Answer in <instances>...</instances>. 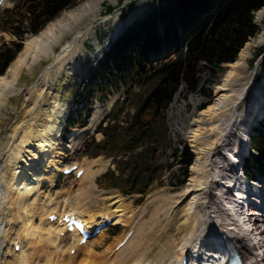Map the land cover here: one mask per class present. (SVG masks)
Here are the masks:
<instances>
[{"label": "bare ground", "instance_id": "bare-ground-1", "mask_svg": "<svg viewBox=\"0 0 264 264\" xmlns=\"http://www.w3.org/2000/svg\"><path fill=\"white\" fill-rule=\"evenodd\" d=\"M104 1L113 0H86L49 22L25 41L18 57L8 66L5 75L0 76V117L9 97L23 92L19 114L9 131L0 135V264H181L183 256L190 259L195 253L212 254L209 248L219 246L218 241L223 245L217 247V254H212L214 257L228 253L233 246L245 264H264V200L252 199L249 205L261 212L244 210L248 193L264 198V181L248 183L243 180L241 170L253 117L264 114V108L261 109L256 100L264 84L257 85L255 75L244 82L247 59L253 47L251 41L241 48L233 62L223 64L224 72L213 89L214 101L199 109L196 116L189 117L182 107H177L179 92L173 97L169 111L171 130L174 135L186 136L194 154L189 175L176 196H154L156 207L152 212L146 214L145 207L133 217L135 220H130L119 214L129 209L125 198L118 192H106L107 197L98 199L96 196L92 201L97 213H89L87 209L91 204L84 207V203L94 194L96 178L108 165L100 159L93 161L92 164H99L94 171L90 166L76 163L83 174L77 181L78 196L72 204L59 208V201L41 194L40 185L46 182L52 185L60 177L58 162L49 158L51 154H58L67 113L65 105L51 95L48 80L80 51L81 41L91 30L86 25L96 18ZM263 16L262 8L255 13V21L259 22ZM120 28L119 25L115 28L114 35ZM253 43H264V33ZM42 61L47 63L33 84L21 88L18 85L21 74L31 72ZM248 95L250 101L239 114ZM191 102L194 107L199 105V101ZM175 113L177 117L182 115L179 121L173 117ZM98 118L99 113L98 117L92 115L85 129L73 130L64 148L76 151L93 132ZM43 164L58 172L42 176L44 180L40 181L37 170ZM56 193L64 194L65 190ZM106 199L117 204L114 211L105 206ZM50 212L73 214L88 224H97L99 220H96L101 217L104 221L105 217L118 214L115 223L129 224L132 234L116 250L126 233L117 240L109 249L110 258L96 252L100 249L102 232L97 239L78 246L77 234L62 235L64 228L47 221ZM67 238L70 243L65 247L63 243ZM16 245H20L17 252ZM71 249L75 250L73 255L69 253Z\"/></svg>", "mask_w": 264, "mask_h": 264}, {"label": "trees", "instance_id": "trees-1", "mask_svg": "<svg viewBox=\"0 0 264 264\" xmlns=\"http://www.w3.org/2000/svg\"><path fill=\"white\" fill-rule=\"evenodd\" d=\"M78 1L16 0L11 9H6L5 18L0 19V31L17 37L18 41H12V48H0V76L21 51L25 34L39 33ZM262 8L264 0H160L153 9L124 29L75 90L74 101L83 108L75 106L64 124L66 129L82 126L88 116L83 117L84 111L89 112L92 100L105 96L112 87L117 89L135 77L143 85L155 82L133 116V127L127 133L132 136L126 141L131 145H126L120 160H113L117 174L111 170L103 174L98 180L100 187L114 188L124 195L146 194L154 181L153 177L146 181L142 178L146 173L143 170L146 150L142 149L131 157L127 153L140 148L143 140L152 141V137L157 136L156 130H159L163 113L182 84L185 97L199 90L200 72L207 70L216 74L222 71L223 64L236 59L241 48L259 32L254 14ZM113 9L106 7L108 13ZM262 23L264 25V19ZM171 52L173 58L161 60L163 54ZM263 53L264 45L254 49L250 66L253 67ZM257 78L260 79V76ZM100 129L106 138L96 146L99 151H111L116 134L109 124ZM134 130H140L138 136ZM157 151L158 148L154 152ZM180 158L182 167L178 183L182 184L192 160L186 146ZM120 164H124L125 168L122 169ZM242 170L252 181L264 172L262 120L250 135L249 153L243 161Z\"/></svg>", "mask_w": 264, "mask_h": 264}, {"label": "rangeland", "instance_id": "rangeland-1", "mask_svg": "<svg viewBox=\"0 0 264 264\" xmlns=\"http://www.w3.org/2000/svg\"><path fill=\"white\" fill-rule=\"evenodd\" d=\"M84 1L86 0H80L72 7L62 11L54 20L58 19L59 16H61L64 12L74 9L76 6L80 5ZM159 1L160 0H113L111 2L104 1L103 3H101L99 8L100 11L99 14L92 22H88V24L86 25V26H90L91 30L89 29L90 34H88V36L83 41H81L80 51L73 57V60H70L68 61V63H66V65L63 67L62 70L52 73L49 78L50 80H48V85H49L48 87L51 95L54 96L55 99L60 104H64L65 107L67 108V111L71 109L72 103L74 102V95L76 93L75 90L78 89L77 86L79 84L80 79L82 78L83 74L87 73L93 67L94 63H96L99 59H101L102 53L106 50L107 47L110 46L111 37L113 32L115 31V28L118 25L122 26V24H124L127 20L131 18L132 21L135 18H137L136 15H133V12L137 7H139V5L143 4L144 2H149L147 7L141 14L143 15L147 11L153 9L154 6ZM15 3L16 0H6L5 4H3L0 9V19L5 18L4 13L1 11L6 8L11 9ZM108 6L112 8H115L117 6L119 7H117L112 13L108 14L106 10V7ZM125 14L126 16H124ZM262 20L257 22L255 21L254 18V23L259 27V33L254 38H251L249 40V42L250 41L252 42L253 47L251 48V56L247 59V73L245 75V80H244L245 83L250 81V79L252 78V72L254 66L253 67L250 66L249 61L252 59L253 51L257 47L264 45V43L262 44L253 43L255 38L259 34L264 33V25L262 23ZM16 31L19 32V29H17ZM29 37H31V35L28 34L24 35V40L22 41L23 47L25 41ZM12 41H18L17 37L9 33L0 31V48L1 47L12 48L13 47ZM20 52L18 53V55L20 54ZM18 55L16 56V58L18 57ZM171 58H173V52L167 55L163 54L161 56L162 61H166ZM44 63L46 64L47 62L42 61L41 63L36 65V67H34L31 72H23L18 80V85L21 86V88H26L27 86L33 84L32 82L36 80L37 75H39L41 69L44 67L45 65ZM223 72H224V65L222 66V71L216 74H212L210 71L207 70H203L202 72H200L199 90L191 94H186V96L183 97V95H185V89L182 88L178 93L177 107L179 109L180 107H182L184 109V113H186L189 117L191 115L196 116V113L200 112L199 111L200 108L203 107L205 108L206 105L214 101L213 89L216 86V84L219 82L220 75ZM256 74L258 76L259 75L261 76V79L258 82L259 84L257 85H260L262 83L264 84V58L261 59L259 66L256 70ZM154 84L155 82L153 83L150 82L149 84L143 85L142 82L139 81V79L134 78L133 80L129 81L127 84L121 86V88L118 90H114L113 88L112 89L110 88L109 95L106 94L105 96L102 95L100 97H97V99L94 100L93 105L91 106L93 115H96L98 117V113H99V118L96 122L97 124L95 123L94 125L95 129L93 133L89 134L82 141L79 147L76 148L77 150L76 151L73 150V152L72 150L69 151V149L64 148L63 143H61L59 146V150L57 151L58 154L56 153L55 155L51 154L49 161L52 160L53 162H58V167L61 162L62 164H68V165L72 163H80V165L83 164L82 165L83 167L90 166L94 171L96 169L98 170L99 164H92V163H94L96 160L99 161L100 159L101 163L107 162L108 165L104 171L100 172L97 178L101 174L105 173L109 168L113 169V166L110 164L112 157H108V156L116 155L117 159H119L123 150H125V148L127 147L126 145H131L129 142L126 141H128L132 136V135H128L127 133L133 127L131 125L133 121V116L135 115L137 109L140 107V105L145 100L147 95L153 89ZM22 93L23 92H18V93L16 92L9 97L8 104L6 108L3 110L2 115L0 117L1 137L4 136L9 131L11 123H13L14 118L19 114L20 105L23 98ZM249 98L250 96L248 95L246 97L245 103L242 104L243 106L242 105H241L242 107L240 106L239 114H242V112L245 111V104L250 101ZM191 100L199 101V105L194 107ZM112 101H117L113 110H111L110 107V103ZM169 111H170V105L167 108V110L163 113L162 121L160 122V126L158 127L159 130H156L157 136L152 137V141H150V139L143 140L142 146L140 148L136 149L135 151H131L127 153V156L131 157L140 150L145 149L146 157L144 160L143 170L146 173L143 175L142 178L143 181H146L150 177H153L155 179L151 184L147 195H145L144 198H141V196L139 195L124 196L125 198L124 203L125 205L129 206V209L127 210L124 209V211L119 212V214H124V216L130 218V220H135L136 217L135 218L133 217L145 207L147 208L146 214L147 213L149 214V212L156 207V201L154 202L152 200L154 196H159V195L176 196L182 190L184 184L178 185V180H180L181 177L179 172L180 168H179V164H177L175 158L173 157V154L177 149L182 147L183 142L187 145L189 151L192 154V161L194 159V154L191 151L186 136H183L182 134L180 135L173 134L170 126V120L172 119V117H170ZM107 114H110L109 118L112 119L111 131L116 134L115 135L116 140L112 144V146L115 148H113L114 150L111 151L106 150L105 153L100 154L98 150V146L96 147V144L91 142L90 139L95 134V130L100 125V122L107 116ZM173 117L176 119L178 118L179 121L182 115L177 117L175 113ZM179 127H182V124H180ZM134 131H136L135 135L138 136L140 130L138 131L134 130ZM94 138H95V142L97 143L104 140L105 136L101 133H97L94 135ZM67 139L69 138L67 137ZM134 144L135 142L133 143V145ZM157 148L159 149V151L155 153L154 151H156ZM120 166L122 169L125 168L124 164H120ZM39 170H43V171L50 170V167L48 168L43 164L42 167H39ZM127 171H129V169ZM187 175H189V167L187 169ZM259 179L264 180V173L261 175ZM57 180L59 187L58 190H65L64 194L58 195V193H56L57 190L52 189L51 185L48 182L45 183L46 186L45 189L40 191L42 192L41 194L43 196L50 197L48 199H51L53 201H59L58 203L59 208L67 204L68 205L72 204L75 197L78 196V189H77L79 188V184L77 182L78 179H74L73 177H69V178L58 177ZM106 192L117 193V191L114 189L102 190L99 189L98 187L95 188L93 194L94 196L91 195L89 201L86 200L84 203V207L89 206L91 204V207L87 209V212L97 213L98 209L96 207L94 208L93 202L96 196L98 197V199H103L104 197H107L106 194L108 193ZM61 198L64 199V202H61ZM112 201H113L112 199L105 200L106 202L105 206L109 207L110 211H114V208L117 206V204H112ZM151 201L153 202V204ZM159 205L160 203H158L157 206ZM110 229L111 228H107L102 231L103 237L98 243L100 249L96 252L97 254L100 255L105 253L106 256L111 258L112 254L109 253L110 252L109 249H111L115 245L117 240H119L123 235H125V233L129 229H131V226L129 224L126 225L120 223L119 228L116 229L118 233L115 235L109 234ZM98 237L99 234L90 241L95 240ZM68 242H70V240H68L67 238V242L63 243V245L65 247L68 246Z\"/></svg>", "mask_w": 264, "mask_h": 264}, {"label": "water", "instance_id": "water-1", "mask_svg": "<svg viewBox=\"0 0 264 264\" xmlns=\"http://www.w3.org/2000/svg\"><path fill=\"white\" fill-rule=\"evenodd\" d=\"M263 56H264V55H263ZM263 56H261V57H260V59H261ZM260 59H258V60H257V62L255 63V65H254V71L256 70V68H257V65H258V63H259Z\"/></svg>", "mask_w": 264, "mask_h": 264}, {"label": "snow or ice", "instance_id": "snow-or-ice-1", "mask_svg": "<svg viewBox=\"0 0 264 264\" xmlns=\"http://www.w3.org/2000/svg\"><path fill=\"white\" fill-rule=\"evenodd\" d=\"M86 7H87V5H86ZM49 34H51V33H49Z\"/></svg>", "mask_w": 264, "mask_h": 264}]
</instances>
